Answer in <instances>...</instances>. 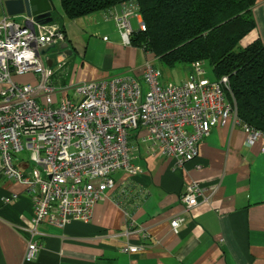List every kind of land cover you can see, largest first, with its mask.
<instances>
[{
  "label": "crops",
  "instance_id": "1",
  "mask_svg": "<svg viewBox=\"0 0 264 264\" xmlns=\"http://www.w3.org/2000/svg\"><path fill=\"white\" fill-rule=\"evenodd\" d=\"M51 2L66 35L68 84L118 73L140 77L143 62H154L142 51L145 60L133 66L138 50L122 42L110 16L122 13L121 5L68 19L60 15L59 0ZM4 14L0 5V19ZM253 16L255 27L242 45L264 41V0H256ZM140 20L130 15L133 30ZM99 33L105 41L97 49L89 36ZM97 51L98 62L91 60ZM246 136L226 121L199 142L196 157L182 163L133 138L140 172L115 171L113 187L94 204L89 221L40 225V248L30 262L24 253L32 199L21 182L4 174L0 158V264H264V138L249 144ZM28 155L21 150L13 161L24 173L33 168ZM191 182L201 189L197 204L186 209L181 196ZM175 217L182 218L177 233L170 224ZM128 245L140 249L122 251Z\"/></svg>",
  "mask_w": 264,
  "mask_h": 264
},
{
  "label": "built area",
  "instance_id": "2",
  "mask_svg": "<svg viewBox=\"0 0 264 264\" xmlns=\"http://www.w3.org/2000/svg\"><path fill=\"white\" fill-rule=\"evenodd\" d=\"M132 14L137 15L122 11L116 20L124 43L134 32ZM137 30H145L142 20ZM62 32L48 26L36 37L27 25L0 23V46L5 45L0 49V83L8 82L0 91V158L4 174L21 182L32 199L25 262L38 254L40 225L89 221L94 204L113 187L115 171L140 172L133 163L137 148L130 146V137L178 163L196 157L199 142L226 121L239 125L249 144L264 138V132L240 122L225 95L228 78L210 80L201 62H193L179 84L162 81L161 71L146 61L140 77L119 73L56 87L55 76L42 70L37 52L45 43L60 42ZM10 70L41 75L32 85H18L8 79ZM24 149L34 162L29 173L9 157ZM200 189L197 182L186 185L181 196L186 209L197 204ZM181 223V217L170 221L174 233ZM139 249L128 245L122 251Z\"/></svg>",
  "mask_w": 264,
  "mask_h": 264
},
{
  "label": "trees",
  "instance_id": "3",
  "mask_svg": "<svg viewBox=\"0 0 264 264\" xmlns=\"http://www.w3.org/2000/svg\"><path fill=\"white\" fill-rule=\"evenodd\" d=\"M69 19L121 5L140 15L145 30L130 43L164 65L206 64L210 80L228 78L225 88L242 124L264 132V41L241 40L254 29L256 0H59ZM135 137H130L132 140Z\"/></svg>",
  "mask_w": 264,
  "mask_h": 264
},
{
  "label": "bare ground",
  "instance_id": "4",
  "mask_svg": "<svg viewBox=\"0 0 264 264\" xmlns=\"http://www.w3.org/2000/svg\"><path fill=\"white\" fill-rule=\"evenodd\" d=\"M51 5H52V9H51V16H52V21L50 22H46V23H35L34 21H32V19L30 17H27L25 14L22 15H17V16H13V15H8L3 7L2 4V0H0V5L4 10V16L1 17L0 19V23L1 22H9V23H13V24H21V25H27L32 31L33 33L36 35V37H39L42 34V29L46 28L48 26H53L55 27V29L58 32H62V30L64 31L62 25L55 20V17L52 14V10L54 8L51 0H49ZM59 5H60V1H59ZM60 15L62 17H66L61 9L60 6ZM111 17H113L114 20H117L120 15L119 14H113L110 15ZM18 17H22L23 18V23L17 22V18ZM67 18V17H66ZM69 19V18H68ZM136 31V30H133ZM65 33V32H64ZM120 33V32H119ZM63 34V32H62ZM121 38V35H120ZM65 40H66V35L63 34V37L61 39L60 42L56 43V44H43L41 46V48L39 49V51L37 52V56L40 58V62H41V67L42 70L44 72L49 73V76H55V78H53V83L55 81H59L62 80L67 76V60L63 54V49L65 48ZM122 40V38H121ZM123 42V40H122ZM124 43V42H123ZM126 45H132L130 42L129 43H124ZM5 45H1L0 49L5 48ZM15 52V51H14ZM14 58H16L17 54H11ZM146 57H151L154 58V55L151 52H146ZM119 74V73H118ZM41 75L40 71H26V72H22V73H17L13 70H10L9 73V77L8 79L18 85H32L35 81L39 80ZM57 77V78H56ZM91 80H82V81H75L73 83H70L68 85L74 84V83H88ZM8 85L7 81H4L2 83H0V91L2 89V87H6ZM67 85V86H68ZM1 96V95H0ZM21 151H16V152H10V160L13 162L14 161V157L16 156V154H18ZM29 160L32 164H34V162L31 160L30 155H28ZM14 165V163H13ZM15 166V165H14ZM16 167V166H15ZM17 168V167H16Z\"/></svg>",
  "mask_w": 264,
  "mask_h": 264
},
{
  "label": "rangeland",
  "instance_id": "5",
  "mask_svg": "<svg viewBox=\"0 0 264 264\" xmlns=\"http://www.w3.org/2000/svg\"><path fill=\"white\" fill-rule=\"evenodd\" d=\"M55 19H57V15H56ZM17 22L23 23V18L18 17ZM102 34L103 33H99V34H95V36L94 35L89 36V38H91L93 41H95L97 49H99L102 45V42L105 41L103 39L104 35H102ZM134 47L138 50L137 57L134 61V65H133L134 67H136V66L140 65L145 59L143 57L144 54L142 52V49L138 46H134ZM101 56L102 55L100 53H98V51H97V54H95L93 57L94 59H91V60H95L96 62H98L100 60ZM79 60L81 61V58ZM153 63L157 68H159L161 70V73H162L161 80L164 82H174V83L179 84L187 78L188 73H189V69H190L188 64H182V63L176 64L173 67H168L156 58H154ZM203 67L205 68L206 75L211 78L212 74H211L210 68L206 64H204ZM68 83L69 82H67V81L65 82V81L60 80V81H55L54 85L56 87H63V86H67ZM71 95H72V92L70 91L69 96L71 97Z\"/></svg>",
  "mask_w": 264,
  "mask_h": 264
},
{
  "label": "water",
  "instance_id": "6",
  "mask_svg": "<svg viewBox=\"0 0 264 264\" xmlns=\"http://www.w3.org/2000/svg\"><path fill=\"white\" fill-rule=\"evenodd\" d=\"M2 4L10 16L25 14L35 23L52 21V5L49 0H2Z\"/></svg>",
  "mask_w": 264,
  "mask_h": 264
},
{
  "label": "clouds",
  "instance_id": "7",
  "mask_svg": "<svg viewBox=\"0 0 264 264\" xmlns=\"http://www.w3.org/2000/svg\"><path fill=\"white\" fill-rule=\"evenodd\" d=\"M152 64L154 65V63H152ZM158 69H159V68H158ZM204 69H205V68H204ZM159 70H160V69H159ZM160 71H161V70H160ZM188 75H189V73H188ZM205 76H207V75H206V71H205ZM185 80H186V79H185Z\"/></svg>",
  "mask_w": 264,
  "mask_h": 264
}]
</instances>
